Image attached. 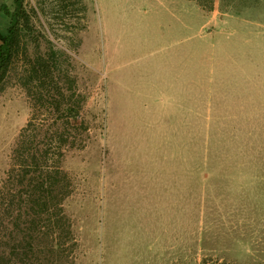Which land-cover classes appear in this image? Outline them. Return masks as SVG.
I'll use <instances>...</instances> for the list:
<instances>
[{"label": "rangeland", "instance_id": "374dc122", "mask_svg": "<svg viewBox=\"0 0 264 264\" xmlns=\"http://www.w3.org/2000/svg\"><path fill=\"white\" fill-rule=\"evenodd\" d=\"M23 6L0 90V188L35 95L20 82L42 55L80 95L77 122L35 138L66 139L56 192L71 234L14 177L13 202L0 195V264H264V0ZM43 113L33 135L51 124Z\"/></svg>", "mask_w": 264, "mask_h": 264}, {"label": "trees", "instance_id": "16d2710c", "mask_svg": "<svg viewBox=\"0 0 264 264\" xmlns=\"http://www.w3.org/2000/svg\"><path fill=\"white\" fill-rule=\"evenodd\" d=\"M12 3V11L6 5L0 8L8 18L6 32H0V90L6 82L10 68L20 57V50L23 46L22 34L28 26V15L24 9L23 0H12ZM81 6L84 10L83 3ZM29 63L27 71L29 75L23 77L20 84L28 93L34 90L35 95L32 96L34 100L30 106V118L18 134L13 149L12 167L7 171L2 182L0 195L3 200L13 202L15 195H10L8 186L13 182L11 179L15 177L17 179L15 185L20 187L17 195L20 198L30 195L32 202L41 207L42 213L47 214L48 210L53 209L54 211L55 209L54 225L60 232L67 227L66 232L70 235V222L62 209V201L67 193L56 192V188L60 186L57 176L62 174L65 178V173L59 164L65 152V147L61 145V142H66V139L53 146L45 141L39 143L35 141V138L37 135H42L47 140L46 138L51 133L61 137L62 134L57 131H61L66 124L77 122L81 108L80 95L74 90V78L53 77L47 57L38 55L34 61ZM38 74L40 75L37 76ZM40 110L52 121L51 124H42L37 134L33 135L31 133L33 120ZM66 147L69 146L66 145ZM48 219H50L49 216H47ZM14 226L17 227V222ZM53 246L55 251L62 250L60 240L55 239Z\"/></svg>", "mask_w": 264, "mask_h": 264}, {"label": "crops", "instance_id": "0c3cea01", "mask_svg": "<svg viewBox=\"0 0 264 264\" xmlns=\"http://www.w3.org/2000/svg\"><path fill=\"white\" fill-rule=\"evenodd\" d=\"M5 4H6V3H5L4 0H0V8H1L2 5H5Z\"/></svg>", "mask_w": 264, "mask_h": 264}]
</instances>
